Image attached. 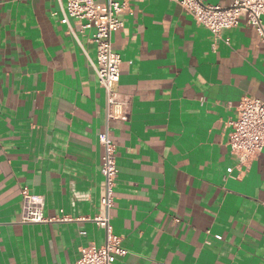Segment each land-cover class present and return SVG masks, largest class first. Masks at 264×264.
<instances>
[{
	"label": "crops",
	"instance_id": "0c3cea01",
	"mask_svg": "<svg viewBox=\"0 0 264 264\" xmlns=\"http://www.w3.org/2000/svg\"><path fill=\"white\" fill-rule=\"evenodd\" d=\"M67 1L0 0V264H73L106 241V95ZM127 2L110 214L129 253L115 264H264V150L240 164L229 145L241 99H264V41L245 18L216 36L172 0ZM24 187L57 219L22 222Z\"/></svg>",
	"mask_w": 264,
	"mask_h": 264
},
{
	"label": "built area",
	"instance_id": "2783aa9c",
	"mask_svg": "<svg viewBox=\"0 0 264 264\" xmlns=\"http://www.w3.org/2000/svg\"><path fill=\"white\" fill-rule=\"evenodd\" d=\"M180 4L198 23L205 25L214 35L237 26L242 18L255 28L264 41V0H234L230 5L210 4L203 0H172ZM128 8L127 0H68L63 22L70 18L81 22L82 29H92V41L97 45L95 70L105 90V127L100 134L104 148L101 172L104 184L101 187L100 211L94 217L97 224L106 230L102 245L90 244L80 248V255L73 264H115L118 257L129 253L122 237L116 234L111 224L110 210L115 203V187L119 176L117 147L112 138L110 121L129 118L132 101L129 95L118 89L121 79L122 57L114 49L113 35L125 25L122 17ZM229 41V39H227ZM229 145L240 164L248 163L264 150V99L245 96L238 105V117L231 121ZM22 222L41 223L44 215L45 196L32 193L28 187L22 190ZM62 219H72L66 216Z\"/></svg>",
	"mask_w": 264,
	"mask_h": 264
}]
</instances>
